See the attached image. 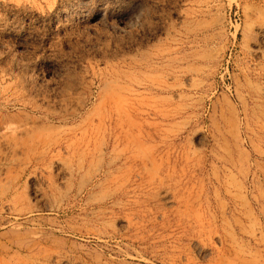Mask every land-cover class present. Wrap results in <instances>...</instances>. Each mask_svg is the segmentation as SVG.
Wrapping results in <instances>:
<instances>
[{"label": "rangeland", "instance_id": "obj_1", "mask_svg": "<svg viewBox=\"0 0 264 264\" xmlns=\"http://www.w3.org/2000/svg\"><path fill=\"white\" fill-rule=\"evenodd\" d=\"M0 264H264V0H0Z\"/></svg>", "mask_w": 264, "mask_h": 264}, {"label": "bare ground", "instance_id": "obj_2", "mask_svg": "<svg viewBox=\"0 0 264 264\" xmlns=\"http://www.w3.org/2000/svg\"><path fill=\"white\" fill-rule=\"evenodd\" d=\"M118 160V159H117ZM84 188V187H83ZM86 188H88V187H86ZM90 188V187H89ZM85 190V189H84ZM87 190V189H86ZM104 201H105V199H104ZM101 204H102V202H101ZM108 205V204H107ZM111 205V204H110ZM103 206V205H102ZM184 219V218H183ZM186 221V220H185ZM175 225V224H174ZM137 235V234H136ZM142 238V237H141Z\"/></svg>", "mask_w": 264, "mask_h": 264}]
</instances>
